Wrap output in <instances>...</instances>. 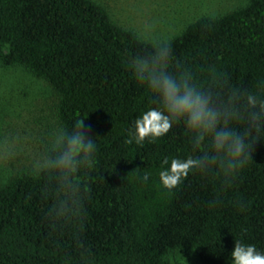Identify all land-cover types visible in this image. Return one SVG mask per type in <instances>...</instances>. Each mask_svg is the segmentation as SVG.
Here are the masks:
<instances>
[{"label": "trees", "instance_id": "trees-1", "mask_svg": "<svg viewBox=\"0 0 264 264\" xmlns=\"http://www.w3.org/2000/svg\"><path fill=\"white\" fill-rule=\"evenodd\" d=\"M166 42L170 71L264 92V0L200 17ZM151 44L95 0H0V65L47 82L60 127L84 120L97 145L94 166L79 177L87 194L79 216L45 215L50 176L25 168L0 177V264H176L171 251L224 264L237 239L264 251V137L229 185L190 172L171 190L158 173L165 157L192 153L183 124L129 143L133 120L154 97L126 58Z\"/></svg>", "mask_w": 264, "mask_h": 264}, {"label": "clouds", "instance_id": "clouds-1", "mask_svg": "<svg viewBox=\"0 0 264 264\" xmlns=\"http://www.w3.org/2000/svg\"><path fill=\"white\" fill-rule=\"evenodd\" d=\"M172 60V48L164 40H154L149 51L126 58L132 78L154 97V104L133 120L129 143L142 144L146 137L154 140L182 123L192 153L165 157L162 164L167 166L158 173L161 185L174 189L192 172L218 177L227 186L252 160L253 143L264 137V92L226 87L215 78L201 84L187 69L170 71ZM94 136L80 119L52 134L49 149L33 166L37 174L53 181L54 198L46 216L57 221L69 214L79 216L87 196L79 177L95 164ZM142 179L147 180L148 174ZM228 255L229 264H264V251L239 239Z\"/></svg>", "mask_w": 264, "mask_h": 264}, {"label": "rangeland", "instance_id": "rangeland-1", "mask_svg": "<svg viewBox=\"0 0 264 264\" xmlns=\"http://www.w3.org/2000/svg\"><path fill=\"white\" fill-rule=\"evenodd\" d=\"M112 20L147 40H168L203 16H219L247 0H95ZM58 97L42 79L21 67L0 65V177L33 168L60 127ZM176 264H201L194 256L171 251ZM230 259V258H229ZM229 259L224 264H229Z\"/></svg>", "mask_w": 264, "mask_h": 264}]
</instances>
